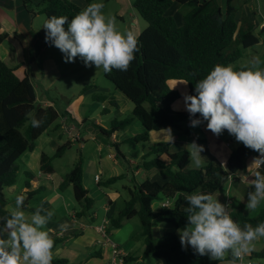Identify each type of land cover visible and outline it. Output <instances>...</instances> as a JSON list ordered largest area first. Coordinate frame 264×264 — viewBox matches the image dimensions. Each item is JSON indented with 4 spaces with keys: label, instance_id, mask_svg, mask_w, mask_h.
Returning <instances> with one entry per match:
<instances>
[{
    "label": "trees",
    "instance_id": "obj_1",
    "mask_svg": "<svg viewBox=\"0 0 264 264\" xmlns=\"http://www.w3.org/2000/svg\"><path fill=\"white\" fill-rule=\"evenodd\" d=\"M86 1L89 4L94 0ZM233 1L227 0L223 9L219 0H135L134 8L148 23L138 35L139 50L127 71L113 69L111 73L104 72L115 89L126 95L134 108L131 117L122 122L116 120L111 128L101 127V131L112 134L138 118L144 129L128 141L133 140L142 147L139 166L145 171H155L168 178L166 183L152 177L142 182L136 181L133 187L128 188L129 198L124 201L123 207L111 217L110 226L115 228L134 217H139L141 221L144 255H127L125 264H145L148 255L164 259L166 264L219 263L208 256L194 253L191 246L185 249L176 232H166L156 242L153 223L159 221L176 229L186 226L184 209L188 206L185 199L187 195L194 192L214 195L229 180L230 174L247 171L250 156L260 157L261 154L242 143L232 151L224 166L204 148L201 155L203 166L196 168L192 167L191 150L171 152L169 140L152 141L150 132L171 130L189 133L188 114L173 108V103L182 95L169 86L170 79L187 81V94H195L196 81L205 78L214 66L232 65L244 56V49L260 43V37L255 33L258 27L256 20L249 16L238 19V8ZM23 2L32 13L39 12L48 18L63 15L71 19L82 10L70 0ZM175 4L181 9V22L169 13ZM16 69V66L9 65L0 57V218L7 217L11 211L4 190L17 181L18 160L35 148V141L60 117L55 107L37 105V93L32 80L28 75L19 76ZM95 96L100 101L109 98L106 94ZM111 102L116 104L113 100ZM33 117L41 121L39 127H32ZM69 146L70 142L60 145L55 156L64 154ZM117 154L123 156L120 150ZM257 169L264 172V163L261 162ZM40 170L44 174L54 173L53 158L45 152L41 155ZM122 176L100 180L98 185L109 186ZM83 178V159L80 157L60 184L61 189L72 186L74 197L83 203L84 208L78 212L80 215L91 214L95 205ZM32 186L31 181H26V187ZM43 188L38 186L33 192L37 194ZM33 192L29 191L30 195ZM156 199L163 202L169 200L171 204L155 209L153 202ZM27 204L25 200L24 205ZM229 214L241 227L246 224L255 227L264 222V208L257 216L251 217L243 203L231 209ZM2 223L0 219V225ZM2 236L0 234V238ZM253 255L264 259V247ZM52 258V264L67 262L65 259Z\"/></svg>",
    "mask_w": 264,
    "mask_h": 264
},
{
    "label": "clouds",
    "instance_id": "obj_2",
    "mask_svg": "<svg viewBox=\"0 0 264 264\" xmlns=\"http://www.w3.org/2000/svg\"><path fill=\"white\" fill-rule=\"evenodd\" d=\"M103 8V0H94L71 19L52 16L43 24L45 40L64 54L65 62H74L79 57L86 66L102 68L106 74L113 69L127 71L139 50L138 37L130 30H117L114 18L106 17ZM262 64L264 61L259 56L239 69L217 64L205 78L196 81L195 94H185L184 102L193 117L191 126L207 121V129L217 136L227 130L236 141L258 151L264 163ZM40 124V120L31 119L32 127ZM190 145L194 166L202 168L203 146L195 142ZM250 176L254 190L248 192L245 207L253 211L264 202V172L250 170ZM185 199L187 225L178 229L185 249L191 246L194 253L208 256L212 261H220L226 252H231L236 260L252 251L253 241L264 238V222L255 227L248 224L241 227L228 213L227 205L211 193L194 192ZM16 204L17 209L0 218L3 221L0 264H52L54 241L44 226L53 213L42 214V210L37 209L29 219L20 210L22 196L16 198Z\"/></svg>",
    "mask_w": 264,
    "mask_h": 264
},
{
    "label": "rangeland",
    "instance_id": "obj_3",
    "mask_svg": "<svg viewBox=\"0 0 264 264\" xmlns=\"http://www.w3.org/2000/svg\"><path fill=\"white\" fill-rule=\"evenodd\" d=\"M70 1L76 3L82 8V10L88 5V1L86 0ZM103 3V13L106 17L114 18L116 28L121 32L130 30L138 37L141 31L148 25L147 21L136 10H134L133 7H131V12L134 10V15H136V18L141 22V25L139 26L138 23L135 22L136 19H133L131 16L132 13L130 14V10H127V7L120 0H103ZM233 3L238 8V19H241L243 16H249L256 20L258 27L257 30H255V33L259 35L260 43L244 49V56L231 66L234 68L237 66H245L249 64L254 56H259L261 60L264 61V0H234ZM175 6L176 5L171 8L169 13L177 17L178 22H181V11H174L177 16L172 12ZM128 9H130V7ZM120 13H124V15ZM47 19L48 17L45 14H39L38 26L41 32L42 28L40 26H42ZM43 33L46 35L45 29H43ZM12 42H14V40H12ZM21 59L22 58H7V62L11 66H17V63L20 61L19 63L21 64L18 66V71L16 73L19 76L28 75L32 80L38 97L37 105L44 104V100L46 99L54 101L55 107H57V110L60 112V117L35 141V148L26 152L18 160L19 171L17 181L15 182L16 189L11 191L10 187H7L4 190L5 196L8 200V207L11 210L17 209L16 198L21 196V188H24L26 186V181L29 180L33 183V188L37 189L39 185L46 184L49 190L47 189L48 191L40 193L41 195H38L29 201V205L33 207V212L31 210H25L23 206L20 208L27 218L30 219L37 209H41L42 214L47 211L53 213L49 221H59L62 218H68L69 214H72L74 209L78 211L83 209V203L77 201L74 197L72 186L61 189L58 188V185L54 180L46 179V174L40 170V167L36 168V163L41 161V156L39 159H35L32 153L37 152V154L40 153L42 155V153L45 152L48 156L53 158L56 180L60 182L64 180L66 175L77 164L80 157H82L84 184L95 200L93 209L94 214H97L95 222L102 223V221H104L103 219L107 217V226L110 230L109 233L112 240L115 239L113 235H111V232L123 242L127 241L129 244L134 243L132 246V253L144 252L145 244L144 238L141 235L139 217H135L132 220L125 222L120 228H115L110 226V218L107 216L106 209L108 196H114L118 201V206L117 208L115 207V209H117L114 214L115 216L118 210L123 207L124 201L129 198L128 188L134 186L136 182L135 179L142 181L144 178L135 175L134 167L122 157L116 159L117 162L115 165H110L112 168L111 170H108L107 172L101 170L100 155H103V157L108 155V145L113 140L106 137V133H103L99 125L95 124L97 120H100L102 121L103 127L111 128L116 120L122 122L126 118L131 117L134 105L129 103L130 107L125 106L120 99V94L123 93L115 89L112 82L105 76L102 68L97 69L94 65L88 67L79 57H77L74 62H65L64 54L57 47L50 45L49 43L44 45L41 54L37 58H30L28 55H25V58H23V60ZM261 67L264 68V64H262ZM85 88L86 90H84ZM114 90L118 95H115ZM96 94L108 95L109 98L107 99V103L101 102L100 99L96 98ZM109 100L115 101L116 107L111 106ZM62 113L69 117L68 124L72 123L74 125L75 128L73 134L65 130L64 127L59 126V123L62 122ZM134 120L124 128L117 130V133L119 134L118 139L120 140L119 147L128 159H130V157L135 158L137 156L135 152L138 150L135 141H125V137L127 138L130 129L134 131V134L131 135L132 137L137 131H139L135 125L141 124V121L138 118L136 121ZM93 135H96L97 139L92 138ZM78 136L82 137L81 140L85 143L83 147L76 139ZM49 137H52L58 143L55 148H53L55 144L50 142ZM192 137H189L190 140ZM201 137H203V135H201ZM68 142H70V146L65 153L61 156H55L57 148ZM99 145L101 146V151ZM138 147H141L140 144ZM188 149L191 150V145ZM249 159H253V157H250ZM192 167H195L193 164V158ZM96 172L102 176V180L104 181L112 176H123L109 186H102L95 182L94 175ZM27 173H30L31 175L29 176ZM143 175H146L144 170ZM151 175L153 179L164 178L160 173H154ZM95 178L98 180L100 179V176L97 177L96 175ZM33 179L36 181H33ZM53 188H57L56 193L51 191ZM45 196L51 198V204L49 206H41V200ZM162 203L163 201L156 199L153 202V207L156 209V207L161 206ZM164 203H167V201ZM259 211H254L252 215H258L257 213ZM86 216L91 217L89 214H86ZM154 225H156L155 221ZM165 226L167 225H162V227H159L158 225L154 227L156 242L161 239ZM170 229L173 230L172 232L175 230L173 226H170ZM44 230L48 232L46 225L44 226ZM1 238H3V236ZM129 246L130 245H126L125 247L129 249ZM69 252L73 253L71 256H81L80 252H74L71 247H67V253ZM81 259V261H85L84 257ZM93 259L94 258H89V261L91 262ZM163 260L164 259H161L160 261L163 262ZM110 263L111 260L104 262V264ZM145 264H158V259L153 255H148Z\"/></svg>",
    "mask_w": 264,
    "mask_h": 264
},
{
    "label": "crops",
    "instance_id": "obj_4",
    "mask_svg": "<svg viewBox=\"0 0 264 264\" xmlns=\"http://www.w3.org/2000/svg\"><path fill=\"white\" fill-rule=\"evenodd\" d=\"M120 1L127 7V10H130V14L132 13L131 16L133 17V19H136L135 22H137L138 25L140 26L141 25L140 20L136 18V15H134L135 14L134 10H136L134 8L135 0H120ZM219 1L221 2L222 7L224 6L225 8L227 4V0H219ZM129 7L130 9H128ZM131 7H133L134 9L133 12H131ZM175 10L181 11L179 5H176L172 12L174 13ZM169 11H171V9ZM39 14H40L39 12L32 13L31 11H29L27 7L25 6L23 0H0V57L1 58H3L6 61H7V58H22L21 60H23V58H25V55H28L30 58H37L41 54L44 48V45L47 42L44 38V36L46 35L45 33H43V29H44L43 25L40 26L42 28V32L40 31V28L38 26ZM120 14L124 15V13H120ZM12 40H14V42H12ZM19 62L17 63L18 65L16 66L17 67L16 72L18 71V66L21 64ZM184 82H187V81L178 80V79H170L168 81V84L172 89L178 90L182 95L180 99H178L177 101L173 103V108L177 111H182L188 114L189 121L187 123L188 125L187 128H188L189 133H185V132L179 133V132H173L171 130L151 131L150 138L152 141H155V140L156 141H164V140L168 141L169 140L171 142V148H170L171 152L180 151L182 149H188L190 144L195 142L199 145H202L203 148H206L208 152L211 154V156H213L219 162H221L224 166H226L232 151L238 148L242 143L236 141L235 137L230 135L227 132V130H225L223 134L219 136L215 135L212 131L207 129V121H204L200 125L195 126V127L191 126L190 121H191V118L193 117L190 116L189 112L187 111L185 107V102H184V95L189 92V84L188 82L187 83H184ZM114 93L115 95H118L115 90H114ZM120 95L124 97L122 98L120 96V99L125 104V106L130 107L131 101L127 98V96L124 94H120ZM37 100H38V97H37ZM107 101L108 100L106 99L105 101H101V102L107 103ZM109 102L111 101L109 100ZM109 104L113 107H116V104L112 102ZM41 106L55 107V103L54 101H50L46 99L44 100V104H42ZM55 108L57 109V107ZM197 117H199V114H197ZM68 121H69V117L66 114L62 113V122H60L59 125L61 127H64L65 130H67L66 127L67 128L74 127L72 123L68 124ZM134 121H136V119ZM95 124L99 125L100 128L103 127L102 121L100 120H97ZM135 126L137 127V130L139 129L137 133L142 132L144 129L142 123L136 124ZM132 134H134V131L130 129L127 138L125 137L126 139L125 141H128V139L132 137L131 136ZM201 135H203V137H201ZM106 137H108L109 139H112L113 141H111V143H109L108 145L109 146L108 155H106L105 157H103V155H100V167L102 168L101 170L103 172H107L108 170L112 169L110 165H115V163L117 162L116 159L120 157V155L117 154V151L120 150L121 153L123 154L122 158L125 161L129 162V164L134 167L133 168L135 170L134 174L137 176H142V178H144L142 179V181L148 177H152L151 174L157 173V172H148V171L146 172L144 169H142L139 166V162L143 154L142 147L140 148L138 147L139 143L136 146L138 150H136L135 152L137 156L136 157L134 156L135 158L130 157V159H128L124 155L121 148L119 147L120 140L118 139L119 134L117 133V130L114 131L112 134L106 133ZM189 137H192V139L190 140ZM81 138L82 137L80 136L76 137V139L79 140L80 145L83 147L85 143L82 142ZM92 138L97 139L96 135H93ZM49 139L51 143L55 144L53 147L55 148L58 143L52 137H49ZM100 145H99V149L101 151ZM42 151H43V148H42ZM32 154L34 155L35 159L36 158L39 159L41 156V154L40 153L37 154V152H34ZM250 157H253V159H249ZM250 157L248 158L247 171H239L235 174H230L229 180L214 194V196L218 197V199L222 203L227 205L228 213L231 209L237 207L241 203H243L245 206L247 203L248 192L251 190H254V186H251L252 177L250 176V170H256L258 166L260 165V162H259V157H256V156H250ZM201 160L204 161L203 157H201ZM38 167H40V161L39 163H36V168ZM143 170L145 171L146 175H143ZM96 175H99L100 179L96 180L95 178ZM46 179L54 180L56 184L58 185V188H60L61 182L56 180L55 169H54V173L46 174ZM94 179H95V182L98 184L99 181L102 180V176L98 172H96L94 175ZM155 180H159L162 183H166L168 181V178L164 177L163 179H155ZM33 181H36V180L33 179ZM135 181L142 182V181H139L138 179H135ZM39 186H44V188L41 191H39L37 194L33 192L36 188H33V187L29 188L26 186L24 188H21L20 194L23 197V208H25V210L32 211L33 207L29 205V201L31 199H34V197L41 195L40 193H43L49 190L46 184H43V185L41 184ZM15 189H16L15 184L10 187L11 191H14ZM29 191L33 192L32 193L33 195H30ZM51 191L56 193L57 188H53ZM25 200L28 201V204L26 206L24 205ZM166 201H169V200H166ZM117 203L118 201L116 198H114V196H108L106 209H107V216H109L110 219L112 216H114L117 210L115 209V207L117 208L118 206ZM50 204H51V198L49 196H45L44 198H42L41 206L43 205L49 206ZM170 204L171 202L169 201V205ZM158 207L160 206H157L156 208ZM263 208H264V202H262L261 205L253 211H248L247 209L246 210L248 211L251 217H254L257 215H252V213L254 211H259V210L261 211ZM260 211L257 214H259ZM78 212H79L78 210L74 209L73 213L72 214L70 213L68 218H65V219L62 218L59 221L51 220V221H48V223L46 224L49 236L54 241V247L52 248V256L57 259H65L67 262L64 264H104V262L106 261L108 262V260H111V257H112L111 247L109 244H107L108 242L104 239L103 235L99 231V227L102 226V224H104V221H102V223L95 222V219L97 218V214L95 215L94 212L89 214L91 217H87L86 215H82V214L80 215ZM106 218L107 217H105L104 219ZM132 219L126 220L124 221V223ZM155 222H156V225H154L153 223V227L158 226V225L159 227H162V225H166V224L160 223L159 221H155ZM140 226H141V221H140ZM184 227L185 226L181 228H184ZM181 228H178V229H181ZM178 229L175 228L174 232H176L180 238ZM107 231H108L109 238L111 239V236L109 233L110 230L108 226H107ZM169 231H173V230L170 229L169 225L165 226L162 236L166 232H169ZM111 235H113L115 239V240H112V239L111 240L119 245V247L125 252V256L127 255L143 256L144 255L145 250L142 253H137V252L132 253V248H133L132 246L134 245V243L129 244L127 241L123 242L117 237H115V234L112 232H111ZM100 240L105 241V242L103 243ZM126 245H130L129 249L125 247ZM67 247H71L72 251L74 252H77V253L80 252L81 256L79 257L77 255L71 256L73 253L71 252L67 253ZM263 247H264V238H260L252 242L251 244L252 251L246 254H243L242 259L234 260L231 255V252H226L224 258L220 260L218 264H264V259L255 258L253 255L254 252L261 250ZM67 254H70V255H67ZM83 257L85 261H81L82 260L81 258ZM89 258H94V259L93 261L90 262ZM160 260L161 259L159 258L158 264H166L165 260H163V262H161ZM144 262H146V260H144ZM123 264H125V262Z\"/></svg>",
    "mask_w": 264,
    "mask_h": 264
},
{
    "label": "built area",
    "instance_id": "obj_5",
    "mask_svg": "<svg viewBox=\"0 0 264 264\" xmlns=\"http://www.w3.org/2000/svg\"><path fill=\"white\" fill-rule=\"evenodd\" d=\"M66 129L68 130L69 133H74V127H69ZM259 162L261 163V160L259 159ZM97 177H99L97 175ZM163 206H168L169 201L167 203H162ZM108 220L104 219V224L99 227L100 233L103 235L104 239L110 244L111 247V252H112V257H111V263L110 264H123L125 262V252L119 247V245L115 242H113L108 235L107 231V223ZM101 242H105L100 240Z\"/></svg>",
    "mask_w": 264,
    "mask_h": 264
},
{
    "label": "water",
    "instance_id": "obj_6",
    "mask_svg": "<svg viewBox=\"0 0 264 264\" xmlns=\"http://www.w3.org/2000/svg\"><path fill=\"white\" fill-rule=\"evenodd\" d=\"M39 106V105H38Z\"/></svg>",
    "mask_w": 264,
    "mask_h": 264
}]
</instances>
